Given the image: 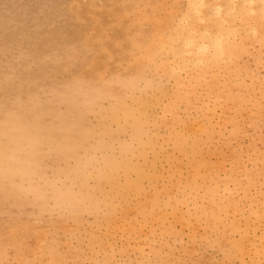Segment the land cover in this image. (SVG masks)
<instances>
[{"label":"rangeland","instance_id":"rangeland-1","mask_svg":"<svg viewBox=\"0 0 264 264\" xmlns=\"http://www.w3.org/2000/svg\"><path fill=\"white\" fill-rule=\"evenodd\" d=\"M0 264H264V0H0Z\"/></svg>","mask_w":264,"mask_h":264}]
</instances>
